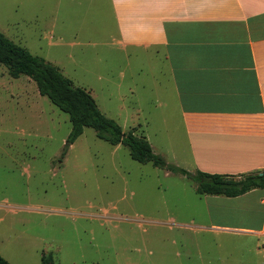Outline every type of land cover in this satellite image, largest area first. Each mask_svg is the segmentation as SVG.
Returning a JSON list of instances; mask_svg holds the SVG:
<instances>
[{
    "label": "rangeland",
    "instance_id": "rangeland-1",
    "mask_svg": "<svg viewBox=\"0 0 264 264\" xmlns=\"http://www.w3.org/2000/svg\"><path fill=\"white\" fill-rule=\"evenodd\" d=\"M0 33L166 164L193 173L214 162L193 160L164 105L161 51L114 47L109 0H0ZM70 128L33 81L0 64V257L9 264H264V238L236 229L257 218L228 217V198L197 194L190 178L132 160L92 128L69 143Z\"/></svg>",
    "mask_w": 264,
    "mask_h": 264
},
{
    "label": "crops",
    "instance_id": "crops-1",
    "mask_svg": "<svg viewBox=\"0 0 264 264\" xmlns=\"http://www.w3.org/2000/svg\"><path fill=\"white\" fill-rule=\"evenodd\" d=\"M109 2L114 47L161 51L164 105L179 117L193 160H214L195 170L264 171V0ZM228 217L257 218L236 229L264 238V188L228 198Z\"/></svg>",
    "mask_w": 264,
    "mask_h": 264
},
{
    "label": "trees",
    "instance_id": "trees-1",
    "mask_svg": "<svg viewBox=\"0 0 264 264\" xmlns=\"http://www.w3.org/2000/svg\"><path fill=\"white\" fill-rule=\"evenodd\" d=\"M0 64L6 68L11 78H18L20 75L28 77L34 82L41 96L67 114L71 125L67 138L69 143L82 133L84 127L92 128L99 139L111 145L125 146L132 160L142 164L151 163L154 167L190 178L195 183V192L199 195L234 198L251 190L264 188L263 171L230 176L198 170L191 173L166 164L161 156L152 151L150 144L143 137L136 136L133 131L123 132L114 120L106 118L89 93L74 87L58 68L43 58L33 56L1 33ZM0 264L9 263L0 257Z\"/></svg>",
    "mask_w": 264,
    "mask_h": 264
},
{
    "label": "water",
    "instance_id": "water-1",
    "mask_svg": "<svg viewBox=\"0 0 264 264\" xmlns=\"http://www.w3.org/2000/svg\"><path fill=\"white\" fill-rule=\"evenodd\" d=\"M262 175H263V177H264V171L262 172Z\"/></svg>",
    "mask_w": 264,
    "mask_h": 264
}]
</instances>
